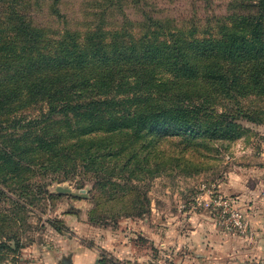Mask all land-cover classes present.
<instances>
[{"label":"rangeland","instance_id":"1","mask_svg":"<svg viewBox=\"0 0 264 264\" xmlns=\"http://www.w3.org/2000/svg\"><path fill=\"white\" fill-rule=\"evenodd\" d=\"M253 5L250 0H0V235L12 244L0 264H45L48 252L58 264L55 251L78 247L109 250L105 260L125 264H187L191 253L184 252L182 232L190 225L185 214L193 212L203 213L205 228L223 237L211 258L196 262L193 256L191 264H264L261 223L253 224L251 215L254 195L264 194V96L241 93L246 82L241 61L233 67L236 79L228 82L232 89L207 74L176 83L168 67L159 66L163 62L154 65L141 57L136 26L151 11L207 38L218 21L248 19ZM64 40V48L81 52L89 44L97 47L75 69L88 90L73 94L62 78L60 53L53 52ZM200 61L192 63L215 64L213 58ZM181 90L184 97L175 102L196 107L210 137L164 135L160 120L156 129L141 128L144 116L159 106L157 94ZM224 111L252 113L258 120H216ZM220 197L221 206L213 209L209 202Z\"/></svg>","mask_w":264,"mask_h":264},{"label":"trees","instance_id":"2","mask_svg":"<svg viewBox=\"0 0 264 264\" xmlns=\"http://www.w3.org/2000/svg\"><path fill=\"white\" fill-rule=\"evenodd\" d=\"M258 1L250 0V5ZM253 6L254 8H250L252 16L248 19L243 20V16L240 15L237 19L233 16L231 22L218 21L215 24L216 32L207 38H196L193 32L187 31V27L179 26L174 19L154 16L150 11L145 14V20H141L136 25L139 28L138 33L141 34L138 39L141 57L148 63L154 62V65L156 62H163V65L159 66L168 67L166 72L176 77V83H181L179 79L195 81L196 78H204V75L207 74L211 78L223 80L218 86H227L228 90L233 87L228 85V82H233L237 76L233 73V67L241 61L244 63V70L240 75L244 74L246 77L244 87H240L241 93L253 92L264 96V0H260L259 5ZM32 34L34 37L38 36V34H34V31ZM66 43L65 40L60 42V49L54 48L53 53H60L56 61L61 63L62 70H64V73L61 74L62 78L68 81L70 91L76 94L88 90L86 86L88 82L82 84L75 69L78 65H84L90 55L94 56L97 47L95 44H89L85 51L81 52V49L64 48L67 47ZM75 47L74 44L73 48ZM79 50L80 53L76 55L75 53ZM210 58L215 60L212 68L208 65L194 66L192 63L193 60L198 62L201 59L200 63L202 64ZM103 59L107 60V57L105 56ZM247 61H250V64H247ZM176 83L174 82V84ZM218 86H212V88ZM183 91L181 90L178 95L166 94L163 91L157 94L155 103L159 106L154 105L156 109L152 115L144 116L147 122L141 128L156 129L157 121L160 120L164 124L158 126H161L164 135H173L178 132L193 137H210L212 130L204 128V120L195 112L197 108L184 105L182 100L175 102L177 98L184 97L182 96ZM159 95H165V97L157 98ZM108 101H114V99ZM97 104L101 105L103 101L99 100ZM69 105L65 99L62 100V107L65 110ZM166 107L174 110L166 109ZM83 108L85 109V107ZM260 113L264 114V110ZM239 114L224 111L215 119L221 120L229 116L230 118L242 117L258 120L257 116H251L252 113L244 112L241 113V116ZM176 125H180V127L177 128ZM230 126L233 129L235 124L232 122ZM119 150L116 151L117 154H119ZM38 187L41 188L42 185L38 183ZM10 250H12L10 237L3 233L0 235V256H5Z\"/></svg>","mask_w":264,"mask_h":264},{"label":"crops","instance_id":"3","mask_svg":"<svg viewBox=\"0 0 264 264\" xmlns=\"http://www.w3.org/2000/svg\"><path fill=\"white\" fill-rule=\"evenodd\" d=\"M264 189V188H263ZM252 197V194H250ZM251 210H252V223L255 224L256 222L261 223L259 232H262L263 238H264V194L262 196L255 194L254 195V202L251 204ZM185 217H187V223L190 225L187 229H185L183 233L184 243H185V249L184 252L191 253V257L189 258V261L187 264H191L192 260L194 259L193 256L196 257V262L207 260V258H211L214 255V252L216 249L219 248L221 242H222V233L218 232L216 229H212L211 231L207 230L205 228L207 226V222L205 221V217L203 213H186ZM168 216V224H173L172 220H170V215ZM186 219V218H185ZM175 230L172 227H170L169 230ZM259 229V228H257ZM178 236H181V234H178ZM180 238V237H178ZM170 241V238L168 239ZM175 241V240H174ZM177 243V242H176ZM173 244V249H178L177 244ZM258 243V242H257ZM263 250H264V239H263ZM110 249V248H108ZM197 251V252H195ZM199 251V252H198ZM201 251V252H200ZM246 250H239L238 253H245ZM195 254V255H192ZM52 254L48 252V259L49 261H46L45 264H52L50 257ZM110 255L109 250H107L104 253H99L98 249L95 248H71L70 251H65L64 249H60L55 251L54 257L55 261L58 264H64V260H68L70 264H100L101 261L105 263L106 257ZM52 258V257H51ZM186 262V261H185ZM54 264V263H53ZM194 264V263H193ZM197 264V263H195Z\"/></svg>","mask_w":264,"mask_h":264},{"label":"built area","instance_id":"4","mask_svg":"<svg viewBox=\"0 0 264 264\" xmlns=\"http://www.w3.org/2000/svg\"><path fill=\"white\" fill-rule=\"evenodd\" d=\"M204 185L201 187V189H204ZM200 197V194H197L194 196L195 199H198ZM212 203V207L213 209H215L216 207H220L221 204H222V199L221 197L220 198H214L211 200V202H209V204ZM198 205H201V201L198 200L197 202ZM212 214H214L213 211H211ZM237 226L240 227V228H243L244 225H241L240 223H237ZM240 229H238L237 231H239ZM241 230H244V229H241ZM105 264H125L124 262H121V261H118V260H115V259H108L106 260Z\"/></svg>","mask_w":264,"mask_h":264},{"label":"water","instance_id":"5","mask_svg":"<svg viewBox=\"0 0 264 264\" xmlns=\"http://www.w3.org/2000/svg\"><path fill=\"white\" fill-rule=\"evenodd\" d=\"M59 191H70L69 188H64V187H58L57 188ZM64 264H70L68 260H64Z\"/></svg>","mask_w":264,"mask_h":264}]
</instances>
